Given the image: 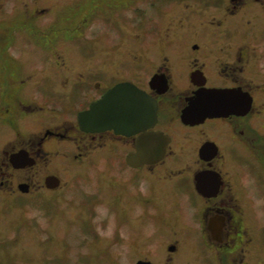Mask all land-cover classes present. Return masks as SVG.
<instances>
[{"label":"flooded vegetation","instance_id":"af4514ba","mask_svg":"<svg viewBox=\"0 0 264 264\" xmlns=\"http://www.w3.org/2000/svg\"><path fill=\"white\" fill-rule=\"evenodd\" d=\"M75 2L0 0V264H264V0Z\"/></svg>","mask_w":264,"mask_h":264},{"label":"water","instance_id":"95a60500","mask_svg":"<svg viewBox=\"0 0 264 264\" xmlns=\"http://www.w3.org/2000/svg\"><path fill=\"white\" fill-rule=\"evenodd\" d=\"M122 88L129 89L132 94L136 95V107L137 103L143 100L142 91H140L136 87L129 86L127 88L126 85H119L118 87H115L111 91H109V93H107L103 98L92 103L89 110L84 111L78 115L80 126H86L90 129H97L104 123L106 126H108L109 123H111L115 119L119 109H121L122 111L123 108L126 109L124 103L129 102L128 100H126L125 102H123L122 100L121 105H116V97L118 96V93ZM137 109L139 110L140 108L137 107Z\"/></svg>","mask_w":264,"mask_h":264},{"label":"rangeland","instance_id":"374dc122","mask_svg":"<svg viewBox=\"0 0 264 264\" xmlns=\"http://www.w3.org/2000/svg\"><path fill=\"white\" fill-rule=\"evenodd\" d=\"M48 1L47 0H40V4H43V3H46L47 5H52L53 4L52 6H54V8L56 6V12H59L60 14H63V15H64V12H67L70 8H72V5H75V3H76L75 2L76 0H48ZM76 23H77L76 16H74V20L72 22L73 27L75 26ZM121 23L124 24V25H127L129 22L120 21V24ZM93 40H95V38L89 39L88 40V44L87 43L83 44V53H84L83 56H86L88 58H93L94 60H97L98 59V52L93 53L92 52V48H91V46L93 47V45H92ZM77 43L80 44L81 42H77ZM53 44L55 46H57L60 43H59L58 39H54L53 40ZM121 47H123V45H121ZM121 53H124V49L122 50ZM76 62H78V61H76ZM105 62H107V58H105ZM262 260L264 261V259H262ZM249 264H250V262H249ZM251 264H256V262L254 261Z\"/></svg>","mask_w":264,"mask_h":264}]
</instances>
